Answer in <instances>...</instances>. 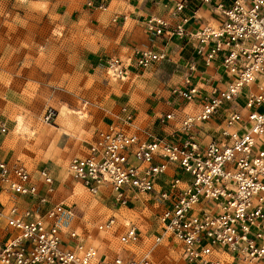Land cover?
<instances>
[{
    "label": "built area",
    "instance_id": "1",
    "mask_svg": "<svg viewBox=\"0 0 264 264\" xmlns=\"http://www.w3.org/2000/svg\"><path fill=\"white\" fill-rule=\"evenodd\" d=\"M198 1L218 24L187 31L186 18L172 27L148 19L146 28L193 41L195 55L220 73L197 76L196 63L188 66L170 89L183 106L157 117L177 121L167 134L139 131L124 105L68 160V176L109 201L94 226L104 235L55 199L47 166L33 171L0 154V264H264V0ZM164 56L141 49L134 64L145 69ZM127 71L121 58L106 61L111 77Z\"/></svg>",
    "mask_w": 264,
    "mask_h": 264
},
{
    "label": "rangeland",
    "instance_id": "2",
    "mask_svg": "<svg viewBox=\"0 0 264 264\" xmlns=\"http://www.w3.org/2000/svg\"><path fill=\"white\" fill-rule=\"evenodd\" d=\"M65 1L0 0V119L8 126L0 135L1 153L33 171L47 166L55 199L70 204L99 238L104 234L94 226L109 213V201L71 179L67 164L107 120L105 109L127 92L134 76L112 78L105 72L107 57L97 66L89 62L101 49L100 33L79 25L75 15L69 18ZM118 46L114 41L108 48ZM143 220L145 229L156 227L150 212ZM110 245L117 248L114 238Z\"/></svg>",
    "mask_w": 264,
    "mask_h": 264
},
{
    "label": "crops",
    "instance_id": "3",
    "mask_svg": "<svg viewBox=\"0 0 264 264\" xmlns=\"http://www.w3.org/2000/svg\"><path fill=\"white\" fill-rule=\"evenodd\" d=\"M51 1L60 2V0ZM88 1H92L93 4L89 5ZM177 1L66 0L64 2V12L69 18L75 15L79 25L90 29L94 26L100 33L101 49L98 50L99 54L89 59V62L97 66L99 58L107 57L108 59L111 54H118L128 69L127 75L119 78L129 79L134 76V83L127 86V92L121 93V97L113 100L110 107L105 109L106 121L113 114H119L121 107L126 105L135 114V127L139 131L149 129L157 135H165L175 128L177 121L172 120L161 125L157 117L173 109L179 112L183 106L181 101L175 102L170 89L181 81L188 71V66L193 62L196 63L197 76L220 73L215 67L205 66L202 59L195 55L193 41H187L185 37L181 38L177 35L171 37H167L164 33L157 35L147 30L148 19H162L170 23L171 26L168 25V27H172L176 22L186 18L183 27L187 31L196 30L204 24H218V13L211 9L209 3H200L198 0H190L182 10L173 15L171 11ZM100 2L106 5L104 9L96 6ZM114 41H117L119 46L113 49L108 48ZM145 48L163 51L165 56L145 69L138 68L134 64V59L137 52ZM0 121L3 120L0 119ZM206 126L211 129V126ZM0 154L7 160L1 153V146Z\"/></svg>",
    "mask_w": 264,
    "mask_h": 264
}]
</instances>
